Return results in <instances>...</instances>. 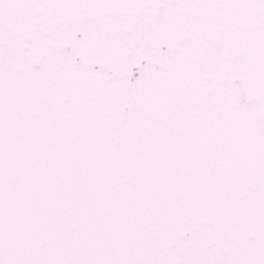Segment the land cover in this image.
Returning a JSON list of instances; mask_svg holds the SVG:
<instances>
[{
  "label": "snow or ice",
  "instance_id": "1",
  "mask_svg": "<svg viewBox=\"0 0 264 264\" xmlns=\"http://www.w3.org/2000/svg\"><path fill=\"white\" fill-rule=\"evenodd\" d=\"M0 264H264V0H0Z\"/></svg>",
  "mask_w": 264,
  "mask_h": 264
}]
</instances>
